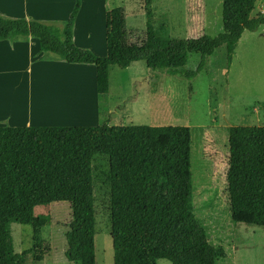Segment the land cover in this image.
<instances>
[{
	"label": "trees",
	"instance_id": "1",
	"mask_svg": "<svg viewBox=\"0 0 264 264\" xmlns=\"http://www.w3.org/2000/svg\"><path fill=\"white\" fill-rule=\"evenodd\" d=\"M143 0L146 28L141 44H128L122 8L105 12V56L78 49L72 26L80 7L74 5L66 26L58 28L23 18L0 15V41L32 38L43 53L67 65H92L95 90L108 93V69H126L143 62L151 72L177 71L190 53L200 62L193 72L177 71L191 80L203 71L206 58L225 48L227 65L243 32L264 25V16L251 17L257 0H223V31L195 39L165 40L152 30L149 7ZM107 160L110 237L114 264H156L166 260L198 259L215 264V251L206 230L192 213L190 129L184 126L0 127V264L15 258L11 225L30 226L37 236L46 225L33 209L69 204V230L64 234L65 258L72 264H95V214L92 161ZM225 165L229 213L236 224L264 228V126L227 130ZM163 183V185H162ZM34 259L42 260L37 240ZM37 247V249L35 248Z\"/></svg>",
	"mask_w": 264,
	"mask_h": 264
},
{
	"label": "rangeland",
	"instance_id": "2",
	"mask_svg": "<svg viewBox=\"0 0 264 264\" xmlns=\"http://www.w3.org/2000/svg\"><path fill=\"white\" fill-rule=\"evenodd\" d=\"M49 1L53 2L28 0V4L34 12L37 6L42 10ZM58 3L61 16L66 15V20L41 23L58 28L66 26L74 0ZM222 4L223 0H153L149 22L155 35L165 40L195 39L203 34L215 36L223 31ZM114 8L124 11L128 44H141L146 28L143 0H80L72 26L74 46L104 57L105 12ZM257 15L264 16V0H257L255 4L251 17ZM16 40L25 38L6 42L16 49L13 45ZM0 46L8 50V46ZM44 54L67 67L54 55ZM11 56L7 55L6 61H16L19 53L16 58ZM1 61L3 63L4 58ZM199 62V54L190 53L186 65L177 71L193 72ZM67 68L71 72L57 67L47 73L33 71L34 103L48 104L47 107L38 104V114L34 117H43L47 120L43 125L50 127L97 126L104 122L111 126L188 127L192 213L206 230L211 246L220 253L215 264H264V228L236 224L230 217L226 194L230 174L225 165L228 128L264 126V25L254 32H243L229 65L222 46L206 58L203 71L191 80L179 78L177 71L151 72L139 61L126 69L110 66L108 93L99 95L92 65ZM79 68L84 71H74ZM30 76L22 73L16 62L5 70L1 68L0 119L5 116L4 111L6 116L15 115L12 104L19 106L26 101L29 91L21 84L25 85V80L29 79L26 77ZM50 99L56 102L53 106L48 103ZM92 169L95 264H114L106 158L96 156ZM33 215L44 218L46 225L37 236L30 226L11 225L16 256L10 264H72L64 256V234L70 223L69 204L38 206L33 209ZM35 240L42 253L40 262L34 259ZM233 241H236L235 255L230 248ZM260 242L262 245L258 244ZM179 262L185 264L187 260L182 258ZM156 264L171 263L159 260ZM189 264L201 263L195 259Z\"/></svg>",
	"mask_w": 264,
	"mask_h": 264
},
{
	"label": "crops",
	"instance_id": "3",
	"mask_svg": "<svg viewBox=\"0 0 264 264\" xmlns=\"http://www.w3.org/2000/svg\"><path fill=\"white\" fill-rule=\"evenodd\" d=\"M58 1L59 0H53L52 3L49 1L50 3H46V6L43 7V9L40 11L38 10V6H37L36 10H34L33 12L29 8L28 0H0V15L3 17L13 18V19L23 18L27 20H34L40 23L47 22V21L48 22H57V21L64 22L67 17L66 15L64 17L63 15L61 16L60 8L58 6L59 4ZM38 3L40 4V2ZM0 43H2L0 45L8 46V50L10 48L15 50V51H8L5 48L0 49V72H1V68L5 70L8 65L16 62V64H20V70H22V73H25V74L28 73L29 75H31L30 77H26V79L29 78L30 80L29 79L25 80L26 81L25 85L21 84L23 86V89L25 86L27 90L29 91V93H27L26 101L22 102V105H19V106H15L14 104L11 105V110L12 111L15 110V115L10 114V116H6L8 114L6 111H4L3 115L5 116H3V118L0 119V127L44 126L43 122L47 120H44L43 117H34V114H38V109H37L39 108L38 104H41V107H47L48 104L46 103L42 104V102H37V101H35L34 103V85L32 84L33 73H34L33 71L35 72L40 71L43 73H47L48 71H52L57 67L59 70H62V71L66 70L68 72H71V70H69L70 68H67V67H71V66L76 67V66H81V65H67L66 64L67 67L66 66L65 68L62 67V64L57 63L55 58H50V57L48 58V56H43L45 54L40 51L37 41L32 38H25V40L23 41L16 40V43L13 44L14 46H16V49H14L12 45L7 44L6 40L0 41ZM18 53H19V57L16 61H12V60L6 61L7 55L10 56L12 54L11 57L14 56V58H16ZM2 58H4L3 63L1 61ZM73 69H76V68H73ZM74 71L77 72V71H84V70L79 68L78 70H74ZM68 74H71V73H68ZM21 80H24V79L22 78ZM0 84H1V79H0ZM48 103H50V106H53V104L56 102H54L53 99H50ZM18 116L21 118H17ZM239 236H242V234L240 233ZM237 237L238 235L236 236V238ZM235 242L233 241L230 243L231 244L230 248L234 249V251L232 250L233 252L232 255H235L234 252L236 251V248H234ZM251 243L252 245L255 244L253 242ZM262 243L264 244V242ZM262 243L260 242L258 244L262 245ZM263 248H264V245H263Z\"/></svg>",
	"mask_w": 264,
	"mask_h": 264
}]
</instances>
